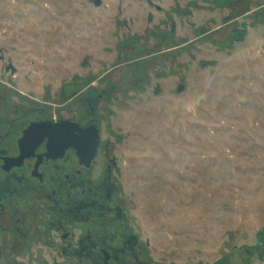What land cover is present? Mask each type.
Here are the masks:
<instances>
[{"label":"rangeland","instance_id":"obj_1","mask_svg":"<svg viewBox=\"0 0 264 264\" xmlns=\"http://www.w3.org/2000/svg\"><path fill=\"white\" fill-rule=\"evenodd\" d=\"M89 87L145 259L264 264V0H0V115ZM48 238L19 260L69 264Z\"/></svg>","mask_w":264,"mask_h":264},{"label":"flooded vegetation","instance_id":"obj_2","mask_svg":"<svg viewBox=\"0 0 264 264\" xmlns=\"http://www.w3.org/2000/svg\"><path fill=\"white\" fill-rule=\"evenodd\" d=\"M105 95L89 87L74 96L72 104L80 105L71 109L74 114L70 117L53 116L40 106L8 109L4 103L6 109L0 115V219L5 224L0 232L9 234L11 244L9 254L0 258L25 264L19 259L27 250L26 243L49 237L45 240L57 248V257L69 264H151L137 236L125 228V214L116 202L114 172L119 166L114 146L102 140L99 123V106ZM73 123L83 132L71 133L73 145L69 147L39 130L43 125L54 131ZM94 125L100 130V146L87 164L79 154L80 146L88 143L78 141L80 137L88 141L86 131ZM35 127L38 130L28 133ZM44 216H49L50 227L45 230L35 226L46 220ZM52 233L57 240L48 235Z\"/></svg>","mask_w":264,"mask_h":264},{"label":"water","instance_id":"obj_3","mask_svg":"<svg viewBox=\"0 0 264 264\" xmlns=\"http://www.w3.org/2000/svg\"><path fill=\"white\" fill-rule=\"evenodd\" d=\"M97 5H100V2H97ZM12 72L15 73V68L10 67ZM74 124V123H73ZM43 125L41 128H39L42 135H50L51 139H56L59 140L61 139L62 142H64L66 144V147L72 146L73 142L71 141L70 135L71 133H73L74 131H79V132H83L78 124H74V126H62L61 128L57 129V130H51L48 129V126ZM77 126V127H76ZM36 127L32 128L28 133H32L35 132ZM86 133H88L90 135V137L88 138V141L81 139V137L79 138L80 143L82 144H87L88 146H80V157L81 159H86V163L89 164L92 162V160L95 158L98 148L100 146V140H101V135H100V130L99 127L97 125H94L91 129H89L88 131H86ZM43 136H41L42 139Z\"/></svg>","mask_w":264,"mask_h":264}]
</instances>
